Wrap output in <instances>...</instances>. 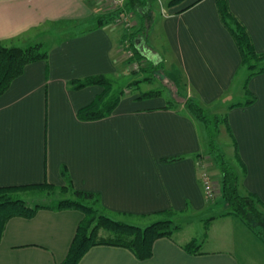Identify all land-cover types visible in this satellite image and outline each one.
<instances>
[{"label": "crops", "instance_id": "crops-1", "mask_svg": "<svg viewBox=\"0 0 264 264\" xmlns=\"http://www.w3.org/2000/svg\"><path fill=\"white\" fill-rule=\"evenodd\" d=\"M169 1L159 0L160 16L154 10L157 1L151 2L146 58L177 67L186 95L208 114L227 118L235 140L227 133V143L218 142L230 148L227 158L223 147L226 158L234 159L242 190L264 201V72L247 83L255 100L231 107L246 98L247 69L223 25L219 0ZM227 1L254 48L264 52V0ZM106 7V0H0V41L23 46L39 41L45 47L42 39L57 35L46 47L48 59L28 64L0 96V186H64L65 167L76 189L99 193L109 212L127 215L138 225L164 210L177 216L207 214L199 220L204 225L214 217L207 223L208 247L200 244L194 254L184 244L195 237L185 236L181 225L173 237L155 241L150 258L139 259L122 246L95 245L78 264H264V242L238 216L213 210L221 202L210 204L205 196L201 165L219 186L216 200L221 175L207 153L203 125L187 112L182 97L168 107L160 96L127 92L109 116L79 118V110L104 87L75 89L70 80L105 74L116 82L124 75L116 59L124 27L96 25ZM153 30L162 48L152 43ZM237 96L244 99L234 102ZM82 218L79 210L47 208L31 218H11L0 241V264H60Z\"/></svg>", "mask_w": 264, "mask_h": 264}, {"label": "trees", "instance_id": "trees-1", "mask_svg": "<svg viewBox=\"0 0 264 264\" xmlns=\"http://www.w3.org/2000/svg\"><path fill=\"white\" fill-rule=\"evenodd\" d=\"M183 0H170L168 5H177ZM152 0H125L123 6L117 7L103 14L97 19L96 25L103 26L106 23H113L115 18L124 13H130L139 17L138 24L125 31L124 39L129 41L133 47L136 58L141 62L145 60V40L152 22L151 4ZM218 7L223 21V25L233 35L241 54V66L247 69L244 89L246 98L242 102L234 103L233 106H246L255 100V94L249 89L247 83L249 79L264 72V52H258L254 48L252 38L246 26L232 13L227 0H219ZM49 50L42 42H33L26 46L9 45L0 41V96L10 87L14 79L23 74L26 66L38 60H47ZM164 67L163 62H159L154 68L143 67L144 71ZM151 77H146L140 82L151 81ZM69 84L75 89H81L90 85H101L104 90L90 104L82 107L78 116L83 120H95L109 116L120 102L127 88H116L115 81L105 74L86 76L70 80ZM131 84H134L131 83ZM129 84V87L130 85ZM141 98L160 96L159 90L141 91ZM184 101L187 112L196 117L204 128V135L208 148V155L218 168L221 175V203L226 208L220 215H236L264 242V201L255 193L242 190L241 177L234 165L227 159L222 145L217 137L220 133V125L224 123L228 134H233L227 118L218 114H208L205 108L192 96L185 95ZM174 101L167 102L168 107H175ZM236 144V141H235ZM180 157L166 158L165 160H178ZM236 159L242 166V160L236 153ZM243 168H245L243 164ZM62 174L72 191L71 197L54 200L50 203L36 202L29 203L26 199L15 196V192L25 188L56 187L53 184L31 183L22 185L0 186V241L6 223L13 217L21 216L33 217L40 209H75L83 213V218L79 223L75 237L71 243L68 254L60 264H78L81 258L95 245L122 246L130 249L139 259L150 258L153 254L154 243L161 237H173V233L181 229V224L174 222L175 215L172 210L160 211L165 217L156 219L145 226L133 222L112 217L101 203L99 193L87 190H79L67 173V169L62 167ZM63 187V186H62ZM66 188V187H63ZM214 217L210 218L213 219ZM206 229H208V221ZM201 243L193 238L184 244L185 249L193 254L199 252Z\"/></svg>", "mask_w": 264, "mask_h": 264}, {"label": "rangeland", "instance_id": "rangeland-1", "mask_svg": "<svg viewBox=\"0 0 264 264\" xmlns=\"http://www.w3.org/2000/svg\"><path fill=\"white\" fill-rule=\"evenodd\" d=\"M158 5L157 7L154 6V10H155V14L160 16V5H159V0H156ZM158 8V9H157ZM113 10L110 6L106 7L104 11H111ZM158 11V14H157ZM116 20V18H115ZM138 20L139 17L134 16L133 18V22L134 25L132 26L133 28L136 26V24H138ZM114 23L119 26V27H123L121 26L119 23H116L114 21ZM124 32L128 29H126L125 27L123 28ZM150 38L152 40L153 44H156L158 46V42L160 43V39L155 37L154 34V30L150 33ZM57 38V35L55 36H51V37H46L43 38V42L45 44V48L47 47V45L49 44V42L54 41ZM146 46V45H145ZM158 47L162 48L161 45H159ZM119 53L117 56V62L120 66H123L124 69L122 71V73L124 74L123 77L121 76L122 74H120V78H116V88L120 89L123 87H126V93H135L138 92L141 94V91H148V90H159L161 95L160 97L169 100V101H178L177 99H181V97L183 98V100L185 101L186 99V92L184 91V79L182 78L181 73L179 72L178 68L176 67L171 68L169 66L168 63L167 64V68L163 67L159 70L155 69L153 70V72H149V71H144L143 67H152L154 68L159 62L157 61H149L147 58H145V60H143V62L140 61V59L136 58V54L135 51L133 49V47L129 44V41L126 39H122L120 44H119ZM147 52V50H146ZM178 70V71H177ZM169 72V73H168ZM170 73L172 74L173 78H171ZM247 73V72H246ZM248 74V73H247ZM146 77H151V81H142L143 79H145ZM134 84H131L133 83ZM129 84L130 87H129ZM125 93V94H126ZM244 97H236L235 99H232L234 102H237L239 100H243ZM218 115H222V114H218ZM227 130H226V125L224 123H221L220 125V133L217 134V140L219 142H223V143H227V141L229 140V136L227 134ZM222 143V144H223ZM224 147V146H223ZM228 156L227 158H230L231 156V152H230V148L229 147H224ZM204 161V160H203ZM229 161L234 165V159H229ZM210 172V171H209ZM211 173V172H210ZM213 177V176H212ZM66 184L63 187L62 186H56V187H44V188H25V189H19L17 190L14 194L15 196H19L22 197L24 199H26L29 203L31 204H35L36 202H43V203H50L54 200L57 199H62L65 197H71L72 196V191L71 189H69V185L67 181H65ZM218 198V196L216 195V197L212 200H209L210 204H218L219 202H221L219 200H216ZM213 210L218 211V212H223L226 210V208L222 205V203H219L216 207L213 208ZM112 217L114 218H119L125 221H129V222H134V223H138L135 219H131L129 217H127V215H121L118 213H112L107 211ZM171 217H173L174 222H176L177 224H181L184 227V234L187 237L193 236L195 238L198 239V242L201 243L202 245V249H206L208 247V245H205V238L208 237V235H210V232H208V229H206L204 223L205 222H201L199 221L200 218H203L204 216H207V214H198V215H194L191 213V211H187L182 215H170ZM161 217H165L164 214H156V215H152L150 217H148L146 220H144V223L150 224L151 222L155 221L156 219H159ZM207 218V217H205ZM139 224V223H138ZM143 224V223H142ZM145 226V225H143ZM230 232L225 236V239H230ZM204 242V243H203ZM203 243V244H202Z\"/></svg>", "mask_w": 264, "mask_h": 264}, {"label": "built area", "instance_id": "built-area-1", "mask_svg": "<svg viewBox=\"0 0 264 264\" xmlns=\"http://www.w3.org/2000/svg\"><path fill=\"white\" fill-rule=\"evenodd\" d=\"M108 3V7L110 6L112 9L123 6L125 0H106ZM134 16L130 13H124L121 16H118L115 20L116 23H121L120 25L125 27L126 29H131L134 25L133 22ZM207 166L205 163L201 165V180L205 191V196L207 199L212 200L218 194V185L210 176L209 172H207Z\"/></svg>", "mask_w": 264, "mask_h": 264}]
</instances>
